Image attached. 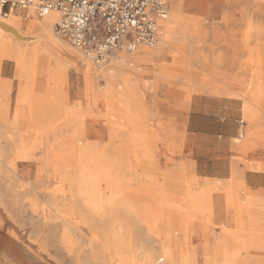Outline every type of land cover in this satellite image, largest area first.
Returning a JSON list of instances; mask_svg holds the SVG:
<instances>
[{
    "label": "rangeland",
    "instance_id": "obj_1",
    "mask_svg": "<svg viewBox=\"0 0 264 264\" xmlns=\"http://www.w3.org/2000/svg\"><path fill=\"white\" fill-rule=\"evenodd\" d=\"M167 1L170 13L172 9L171 0ZM175 1L179 2L182 8H185L181 15L183 21H187L186 30L174 31L172 29L171 35L167 38V43H163L161 36L158 34V42L154 47L140 46L133 54L126 52L124 49L118 50L102 65H97L91 59H86L81 51L72 48L57 37L61 43L76 54L75 60H68L65 57L63 60L67 61L68 76L65 75L60 87L65 112H62L60 116L59 123L62 126L59 133L55 135L49 132L45 133L47 138H43L41 143L36 140H30L26 143L15 138L18 131H11L0 122V264H131L132 259L139 262V264H143L144 255L148 252L152 254L158 264H165V262L159 261L166 240L170 242L169 244L174 250L175 261L173 264H183V257L185 256H192L193 264H202L205 261L210 262V264H264V260H253L256 257H264V228L258 232H262L261 236L250 234L254 231L253 229L257 228L253 226L247 217L245 229H239L233 219L234 212L231 206L225 204L223 200L225 194H229L230 198L234 199L238 194L237 199L242 202L246 211L249 214H255L256 212L251 211L256 207L253 202L247 199V189L243 186V183L252 187L256 184V177L245 174V170L235 165L234 176L236 179L234 180L240 178V181L230 182L229 185L216 186L217 188L213 190H197L206 186L209 188L210 182L217 181V179H204L203 175L206 173L211 176L219 174L213 170L211 162H207V159L201 155L200 148L222 143L225 134L217 127L215 118L204 119L196 113L194 110L195 101L190 102L192 112L190 115H182L177 112L178 114H175L170 123L163 124V127L169 128L173 133L174 155L172 167L175 176L180 178L177 179L178 182H184L185 178L197 181L193 187L191 185L188 187L187 194L190 191L195 196L201 195L204 197L208 193H212L209 196L219 200L220 208L223 209L222 212L225 216L224 222L212 219L206 221L199 218V216L192 215V211L187 210L188 196H183L182 191H177L178 195L171 194L177 199L176 204L166 206L163 201L152 204L153 208L160 211L161 219L150 222L151 228L143 227L147 225L144 219L142 222H136L135 232L128 236L126 233L128 228L124 226L128 225L127 222H121L120 225L114 226L111 216L108 217L107 221L105 218H99L95 212H91L80 202H73L72 195L76 193L75 190L71 189L69 184H63L61 179L58 180L57 175L52 171L54 153H58L63 162L62 167L67 171L64 175H69V170L75 168L70 164V161L74 159L76 154L72 158L67 153V150L71 147L69 143L75 126L67 125L66 121L73 120L83 123L85 132L88 133L86 135L88 142H100L101 144L107 142L105 131L113 127L110 122L114 120H111L108 116L109 112L107 111L110 109L106 105L110 102L108 100L109 95L106 92L108 79L102 75L106 70L118 66V63H114L116 58L124 57L126 62L124 75H126L127 70L132 71L135 76L145 78H150L153 75L160 76L159 79L163 82L157 86L159 97L166 100V97L163 96L164 92L167 90L172 94L174 88L183 85L181 82H184L185 79L187 82L195 80L191 86L192 88L194 86L200 87V72L206 74L208 72L207 66H211L212 62L210 59L201 60L196 63L197 66H201L200 69H187V59L184 62L181 60V63L172 64L169 58H165L168 55L167 53L157 52V55H160L157 60H138L137 58L143 55L142 52H153L157 51L159 46L170 45L172 51L186 56L187 51H198V48L190 47L192 45L191 40L198 41L200 39L199 37L187 36V34H190L189 32L207 28H227L225 24H222L224 21L221 18L224 15L227 16L226 18L230 22V27L227 29H232L233 24L235 27L239 23L238 10L240 7H247L251 10L258 7V5L248 2V0H243L241 4H238L235 0H228V3L219 0V4H217V0H209L206 3L207 11L200 12L198 7H193L192 0ZM216 4L220 6L219 11L214 10ZM259 7L264 8V4L259 5ZM243 19L245 26L240 27L239 60L241 64L240 71L243 72L245 68L247 84L241 85L240 97L243 100L244 109L242 118L236 124L238 130L240 129V133L237 132V134L229 135V137H233L231 141L237 142V148L243 155H247L250 149L248 140L254 137L253 131L250 130L254 125L251 123L255 120L257 112L264 110V96L261 98L251 97L255 94L256 88L263 90L261 93L264 94V85L259 83L264 81V21H262L264 20V14L255 13L253 15L252 13L248 15L246 13ZM23 23V27H26V21ZM188 24H192L190 26L195 25V28L189 29ZM216 42L217 40L213 37L206 38V45L212 47L214 52L218 50ZM208 50L209 48H205L202 52L208 54ZM25 52L28 53L29 51L25 50ZM127 58L136 60L133 63H128ZM151 69H154L156 73L152 75ZM77 76L85 77L86 80L89 76L99 79L96 92L85 91L87 86L84 85L82 80L77 79ZM102 77L106 78L104 87ZM256 77L259 78V82H257ZM117 78L121 80L122 78L117 75L114 77L115 87L119 89L123 87V84H116ZM0 82L8 84L9 90L6 95L8 103L14 110L16 95L20 88L26 84V81L20 82L12 61L2 59L0 63ZM208 86L210 87V85ZM192 91L196 90L193 89ZM127 97L124 95L121 100L129 104L131 100ZM183 97L184 95H181L180 98ZM2 99L0 97V101ZM134 100L138 101L137 98H134ZM164 102L169 106L172 105L168 100ZM142 110H144L143 127L148 128L152 119L150 114L153 113L148 108H142ZM140 111L137 110L136 114L140 115ZM129 114H131L130 110ZM167 116L168 113L162 111L158 118L166 119ZM245 124H247L246 131L242 127ZM51 128V126H47L45 131H49ZM242 128L243 130H241ZM126 129L128 130V128ZM205 129L209 132L200 131ZM29 131H31L30 128H26V133L30 136ZM37 133L44 134L40 131ZM241 134H243V138H240ZM53 138H57L56 142L53 141ZM117 144L118 142L115 141L112 148H115L114 146ZM129 158V164L132 166V159ZM238 162L243 164L245 168H250L244 160L240 159ZM219 175H224L223 181L230 180L231 174L220 173ZM23 182L27 183L28 186ZM237 182L242 185L241 189L231 187L235 183V186H237ZM21 183L25 185V190L19 188ZM176 184L180 185L181 183ZM184 188L185 185H182L178 190ZM99 193L104 197L111 198L110 191H107L104 185L100 186ZM163 195L165 197V195L170 194L165 192ZM112 208L114 207L110 206L109 210ZM248 212L246 215H248ZM162 217L171 220L168 222L171 224L170 228L163 227ZM109 225L112 234L119 236L122 233L123 243L118 250L115 248L116 245L112 237L109 238L107 246L103 243L105 241L104 234ZM168 229L170 230L168 234H164V231ZM150 230L158 233L154 234ZM239 233H242V235H239ZM121 256L124 258L123 260L120 259ZM215 258L220 259L216 260ZM231 258L244 259L233 260Z\"/></svg>",
    "mask_w": 264,
    "mask_h": 264
},
{
    "label": "bare ground",
    "instance_id": "obj_2",
    "mask_svg": "<svg viewBox=\"0 0 264 264\" xmlns=\"http://www.w3.org/2000/svg\"><path fill=\"white\" fill-rule=\"evenodd\" d=\"M207 1L209 0H192V4L193 7H198L200 12H204L207 11ZM217 1V4H219V0ZM225 1L228 3V0H224V2ZM235 1L241 4L243 0ZM249 1L256 6L258 5V7H254L252 10L247 7L239 8V23L237 24H239L240 27L243 25L245 26L243 23V16L246 13L248 15L252 13L253 15L255 13L264 14V8L259 7V5L264 4V0H248V2ZM217 4L214 6L215 11L220 10V6ZM171 6L172 9L169 13V17L167 16L165 20L158 22L157 42L158 34L161 36L162 42L167 43V38L171 35L172 29H174V31L187 29V21H183L184 19L181 15L185 8H182L181 4L175 0H171ZM226 17L227 16L224 15L220 18L224 21L222 24H225V27L229 28L230 22ZM24 21H26V27H23ZM56 22L57 14L53 12L42 19L33 17L29 20H25L21 16L16 15H12L7 19L0 18V63L2 59L12 61L15 65V73L20 79V82L23 80L26 81V84L20 88L16 95L14 110H12L11 105L8 103V97L6 95L9 90L8 84H2L0 82V97L3 98L2 101H0V122L11 131H18L15 138L22 142L27 143V141L36 140L41 143L43 142V138H47V134L45 133L49 132L55 135L61 131L62 125L59 121L61 113L65 112V107L60 94V87L68 71L66 67L67 61L65 62L63 60L64 57L68 60H75L76 54L57 39L58 36L53 30ZM190 25L192 24H188L189 29L195 28V25ZM157 42L152 47H154ZM160 48L161 46H159L157 51H154L151 56L159 57L160 55H157V52H161ZM25 50L29 52L26 53ZM85 58L90 60L87 57ZM114 63H118V66L106 70L102 75L108 79L106 92L109 95L110 99L108 98V100L110 102L106 105L107 108L110 109L107 112H109L108 116H110L111 120H114L110 122V125L113 127L105 131L107 142L105 144H101L100 142H88L86 136L88 133L85 132L83 123L73 120L66 121L67 125L75 126L69 143L71 147L67 150V153L70 157L72 156V158L73 155L76 154L74 159L70 161V164L75 168L71 171L69 170V175H64L67 171L62 167L63 162L59 154L54 153L52 158V171L57 175L58 180L61 179L63 184L67 183L71 189L73 188L75 190L76 193L72 195L73 202H80L90 209L91 212H95L99 218H105L107 221L108 217L111 216L114 226L120 225L119 223L121 222H127L128 225L124 226H127L128 229L126 233L130 236L135 232L136 229L134 228H137L135 225L136 222H142L144 219L147 225L142 226L151 228L150 222L161 219L160 211L153 208L152 204L154 205L155 203L163 201L164 204L168 206L177 203V199L170 193V195H165V197L163 193L168 192L171 188H175L177 186L176 183H180L177 181V179L180 178L175 176V171L172 167L174 143H168L164 149L161 147L160 149L159 146L162 145L167 134L162 132L152 133L150 125L148 128L143 127L144 110H142V108H146L145 105L141 103V101L134 100V98H137L135 91L130 89L129 86L123 85V87H118L119 89L115 87L114 77L116 75L121 77L123 81L127 79L126 75H124V67L126 65L124 57L116 58ZM256 78L257 82H259V78ZM256 89L253 95L254 97L249 93L252 98H261L264 96V94L261 93L263 90ZM248 90L250 89L248 88ZM240 92H242V89ZM124 95L128 96L127 98L131 100L129 104L121 100ZM248 99L250 100V98ZM129 110L131 114L128 115ZM137 110L141 112L140 115L136 114ZM150 116L153 117V114H150ZM163 124L165 123L161 125L163 126ZM47 126H51V130L45 131ZM26 128H30V136L26 133ZM126 128H128V130ZM39 131L44 132V134L37 133ZM240 136V138H243V134ZM169 137L173 140L172 131L169 133ZM56 139L57 138H53V141L56 142ZM115 141H117L118 144L114 146L115 148H112V144H114ZM129 157L132 159V166L129 164ZM256 168L260 169L259 166ZM36 178L38 177L36 176ZM25 184L28 186L27 183ZM192 184L193 183L190 182L189 186ZM101 185H104L105 189L110 191V199L99 193ZM235 185L232 184L231 187H236L237 189L242 188L239 182H237V186ZM19 188L26 189L25 185L22 183ZM214 188H217L216 185L210 186L209 188L206 187L207 190H213ZM94 191L98 193L96 194ZM211 194L212 193H208V195L204 197L201 195L195 196L189 191L187 194V210L192 211V215L199 216V218L205 219L206 221L212 219L224 222L225 216L222 212L223 209L220 208L218 204L219 201H217L218 199L209 196ZM238 196L239 195L236 194V198L234 199L230 198L229 194H225V198L223 199L225 204L231 206L234 212L233 219L235 223L239 229H245V220L248 217L253 226L257 228L253 229L254 231L250 234L261 236L262 232H258L264 228L263 196L258 192L247 191L246 193L247 199L253 202L256 207L251 211L256 212L255 214H249V212L246 211L242 202L237 199ZM110 206L114 208L109 210ZM247 212L248 215H246ZM162 220L164 222L163 227L170 228L171 224L168 222L171 220L167 217H162ZM177 224L179 225V223ZM108 227L109 228L104 234L105 241L103 243L107 246L110 240L109 238L112 237L116 245L115 248L118 250L122 247L123 243L121 239L122 233L119 236L114 235L110 230L111 226L109 225ZM151 231L154 234L158 233L157 231L150 230V232ZM169 231V229L165 230L164 234H168ZM239 235H242V233H239ZM169 243L168 240L165 241V245L161 251V260L159 262L173 264L175 261L173 255L174 250ZM120 259L123 260L124 258L121 256ZM215 259L218 260L220 258ZM231 259L243 260L244 258ZM249 259L252 260L251 258ZM253 260H264V257H256L253 258ZM143 261V264H158L150 252L144 255ZM131 264H139V262L132 259ZM183 264H193L192 256L183 257ZM202 264H210V262L205 261Z\"/></svg>",
    "mask_w": 264,
    "mask_h": 264
},
{
    "label": "crops",
    "instance_id": "obj_3",
    "mask_svg": "<svg viewBox=\"0 0 264 264\" xmlns=\"http://www.w3.org/2000/svg\"><path fill=\"white\" fill-rule=\"evenodd\" d=\"M232 27V29L207 28L189 32L190 34H187V36L199 37L200 39L198 41L191 40L192 45L190 47L198 48V51H187L186 56H182L179 52L172 51L170 45L165 47L161 46L160 51L168 54L165 58H169L172 64L177 62L181 63V60L184 62L187 59V66L185 65L187 69H200L201 66H197L196 63L201 60L205 61L210 59L212 62L211 66H207L208 72H206V74L202 71L200 72V87L194 86L192 88L191 86L195 80H189V82H187L185 79L184 82H181L183 85H176L177 87L174 88L172 94L167 90L164 92L163 96L166 97V100H168L170 104L172 103L171 106L167 105L165 102L163 103V101L166 100H162L159 97L160 95L157 86L163 81H161L159 77L153 75L156 73L154 69L150 70L153 75L150 78L135 76L132 71L126 70L125 73L127 79L123 81L117 78L119 81L116 79V84L129 86L130 89L135 91L137 100L141 101V103L153 113V117L149 124L151 132H162L167 134L162 145L159 146V148L161 147L162 149H164L168 143H173V140L169 137L171 130L163 128L161 124L170 123L177 112L182 115H190L192 113L190 110V102L195 101L196 104L194 110L196 113L204 119L215 118L217 127L225 134L222 143L207 147L202 146L200 148L201 155L207 159V162H211L210 164L213 167V170L217 173L231 174L229 181H223L224 175L220 176L219 174L211 176L206 173L203 175V178L209 180L217 179V181L210 182V186H223L229 185L230 182L240 181V178L234 180L236 179L234 176V166L238 165L239 168L245 170V174L256 177V184L254 186L250 187L244 183L243 186L248 192H258L264 198V110H259L255 120L251 123L254 125L253 128L250 129L253 131L254 137L248 140L250 149L248 150L247 155H243L236 146L237 142L231 141L233 137H229V135L237 134V132L240 133V129L238 130L236 125L238 120L242 118L244 108L243 100L240 97V90L241 85L247 84L245 68L243 72L240 71L241 64L239 60V49L241 28L239 24H237L236 27H234L233 24ZM208 37H213L217 40V52H214L212 47L206 45V38ZM205 48H209L207 51L208 54L202 52ZM153 52H144L142 53L143 55L137 59L157 60L159 57L151 56ZM126 60L128 63H133L136 59L127 58ZM76 78L82 80L84 85L87 86L85 91L89 92L90 90L96 92V85L99 79L93 76H89L87 80L85 77L77 76ZM102 78L104 80V87L106 85V79L104 77ZM259 83L264 85V81ZM208 85H210V87ZM193 89L196 91H192ZM181 95H184V97L180 98ZM162 111L168 113L166 119L158 118ZM206 124L208 125V123ZM243 128L246 131L247 124L243 125ZM243 128L241 130H243ZM200 131L209 132L207 129ZM240 159L244 160L245 164L247 163L250 168H245L243 164H239L238 160ZM258 166L260 169L256 168ZM183 181L184 182H180L182 185H185L183 190H178V186L180 188L182 187L180 184L175 188H171L168 193L178 195L177 191H182L183 196H187L189 183H193L191 185L193 187L197 181L186 178ZM206 183L209 184L208 181H206ZM206 187L198 188L197 190L201 191L206 189ZM218 204L220 206V203Z\"/></svg>",
    "mask_w": 264,
    "mask_h": 264
},
{
    "label": "built area",
    "instance_id": "obj_4",
    "mask_svg": "<svg viewBox=\"0 0 264 264\" xmlns=\"http://www.w3.org/2000/svg\"><path fill=\"white\" fill-rule=\"evenodd\" d=\"M57 14L55 34L97 65L118 50L133 53L157 42L167 0H0V18L25 20Z\"/></svg>",
    "mask_w": 264,
    "mask_h": 264
}]
</instances>
